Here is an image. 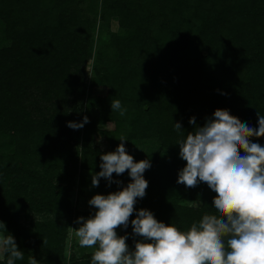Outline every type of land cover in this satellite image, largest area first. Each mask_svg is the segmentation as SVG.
<instances>
[{
  "label": "trees",
  "instance_id": "1",
  "mask_svg": "<svg viewBox=\"0 0 264 264\" xmlns=\"http://www.w3.org/2000/svg\"><path fill=\"white\" fill-rule=\"evenodd\" d=\"M164 1L168 3L170 13L184 6L192 10L191 18L198 21V25L187 28L192 31V36L200 38L198 45H193L178 24H172L166 34V45L162 42L156 48L165 50L163 69L144 72L145 88H161L165 104L170 106L173 103L183 111L180 117L185 116L187 121L195 117L196 125L191 124L188 132L195 126H203L206 118H211L217 108L227 109L241 122L258 128V113L264 115V23L256 31L245 25L246 16L249 21L252 16L261 14L264 0H236L235 4H225L229 0ZM65 13L60 2L46 7L42 5V0H0V149L13 151L24 163L26 158L34 156L52 168L56 167L53 165L58 159L55 155H48V149L58 135L68 133L65 125L68 93H73L78 99L83 93L81 85L73 84L71 91H67L71 84L64 88L69 67L77 65L83 55V47L79 45L83 39L73 37L69 45L62 21ZM247 34L254 43L250 48L252 52L245 55L249 45ZM115 70L109 78L104 77L111 89L120 74L117 73L120 70L118 66ZM184 85L186 89H183ZM110 93L105 96L106 100ZM192 99L195 102L188 105ZM185 108L188 111L184 113ZM149 121L145 120L147 128L151 125ZM251 139L264 145V137ZM166 142L174 156L179 155L178 141ZM185 164L186 161L181 159L180 166ZM177 168L171 169L172 175L177 173ZM159 169L160 165L154 169L155 173ZM50 174L44 169L42 174L30 176L31 182H27L26 173L20 170V166H4L0 161V221L4 223H0V228L6 230L17 224L15 217L20 210L21 197L27 198L31 192L32 195L27 198L28 207L40 209L42 204L34 196L35 190L38 194L44 193L41 188H47V184L43 180ZM53 193L61 195V188H56ZM216 195L212 189L203 191L192 187L187 197L199 198L201 205L185 206L181 204V197L151 183L146 195L137 199L135 209L146 208L158 220L188 229L193 220H200L205 214L219 215L212 204ZM135 215L134 212L130 220ZM56 227L49 224L45 227L47 233L38 234L34 239L44 241L41 246L46 252V259L42 264H65L58 254L63 236L61 232L57 233ZM125 233L128 236L126 243L134 249L139 237L133 234L130 222L127 229L123 228L122 235ZM13 236L18 248L25 254L15 264H28L27 249H24L26 236L17 232ZM91 256L81 264H91ZM6 260L4 255L0 264H6Z\"/></svg>",
  "mask_w": 264,
  "mask_h": 264
},
{
  "label": "rangeland",
  "instance_id": "2",
  "mask_svg": "<svg viewBox=\"0 0 264 264\" xmlns=\"http://www.w3.org/2000/svg\"><path fill=\"white\" fill-rule=\"evenodd\" d=\"M56 2H60L66 12L62 21L69 45L73 37L83 39L79 43L83 47V55L77 65L69 67L66 78L68 81L64 82V88H68L70 84V88L73 84L81 85L82 98H75L73 93H68V116L65 118L68 133L58 135L51 146L53 150L48 149V155L57 156L58 161L53 165L56 167L46 166L44 160L41 162L34 156L26 158L24 163L13 151L0 149L2 164L20 166V170L26 173L24 177L27 182H31L30 176L37 173L40 175L44 169L48 175L51 172L43 180L47 184V188H41L44 193L38 194V190H35L34 196L42 204V208L28 207L27 198L33 193H30V187L28 197H21L20 210L15 217L17 224L6 230L0 228V235H14L16 232L24 234L27 240L24 249H27L28 261L33 256L38 264H42L46 259V252L42 247L44 241L37 242L34 239L38 234H46L45 227L54 224L57 226V233L61 232L63 236L61 251L58 252L61 261L65 264H81L92 255L95 246L87 248L79 245L74 229L79 226L76 224L77 218H86L95 213V208L89 204L93 195H106L120 190L131 181L126 170L119 176L113 173L111 183L100 178L98 186L92 185V174L100 171L101 154L115 151L121 143L118 139L121 136L127 139L123 143L134 160L150 161L151 167L143 174L148 186L152 183L156 187L169 189L182 198V205H201L198 197H187L191 188L177 183L179 170L183 168V165L180 166L182 158L179 155L174 156L166 142L179 141L186 137L185 131L191 124L185 116L180 117L183 111L179 106L165 104V95L161 88L150 86L149 90L146 89V77L143 78L144 72L155 71L164 65L165 50L156 48L162 42L166 45V34L172 24H178L180 31L193 45H198L197 40L200 37L192 36V31L187 28H196L198 25V21L191 18L192 10L184 6L175 13H170L168 3L164 0H42V5L52 7ZM116 2L120 4H114ZM235 2L236 0H229L225 4ZM261 11L258 17L252 16L249 21L246 16L245 26L248 29L256 31L263 25L264 6ZM231 18L232 14L229 20ZM246 37L249 45L245 55L252 52L250 48L254 43L250 35L247 34ZM117 66L120 69L117 73L120 74L111 89L104 77L109 78ZM70 88L67 91L73 90V87ZM183 89H186V85ZM109 91L110 97L106 100L105 96ZM112 99L120 100L122 107L126 109L124 116L111 110ZM194 102L195 99H192L188 105ZM187 111L188 108H185L184 113ZM84 116L89 118V122L82 128L68 127V122H81ZM145 120H150L149 128ZM176 122L182 126L180 132L174 127ZM158 165L160 169L155 173L154 169ZM176 167L177 173L172 175L171 169ZM116 181L121 183L117 184ZM198 187L203 191L210 189L205 182L199 183L196 188ZM56 188H61V195L56 196L53 193ZM136 205L137 203L134 207ZM63 210L66 213H62ZM176 227L181 231L187 230L185 227ZM122 231L123 227L117 229L119 235H122ZM3 259L4 254H0V262Z\"/></svg>",
  "mask_w": 264,
  "mask_h": 264
},
{
  "label": "clouds",
  "instance_id": "3",
  "mask_svg": "<svg viewBox=\"0 0 264 264\" xmlns=\"http://www.w3.org/2000/svg\"><path fill=\"white\" fill-rule=\"evenodd\" d=\"M111 110L121 116L126 112L118 99L111 100ZM258 117V128L252 127L229 110L217 108L203 126H195L176 143L186 161L177 183L188 188L207 183L217 194L212 204L219 213L203 215L185 231L158 220L146 208L135 209L137 199L146 195L148 181L143 174L151 164L147 159L134 160L123 143L127 139L119 137L115 151L101 154L92 185L98 186L100 178L111 183L113 173L119 176L126 170L131 181L120 190L93 195L89 204L95 213L78 217L79 226L74 228L81 247L95 246L91 264H264V145L251 139L264 137V115ZM88 122L84 116L81 122H68V127L79 129ZM189 123L196 125L195 117ZM174 127L182 130L179 122ZM129 222L139 237L134 249L126 243L127 233L117 232L127 229ZM0 254L7 256L6 264L24 258L11 233L0 235ZM28 264L38 260L32 256Z\"/></svg>",
  "mask_w": 264,
  "mask_h": 264
}]
</instances>
